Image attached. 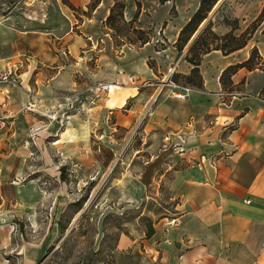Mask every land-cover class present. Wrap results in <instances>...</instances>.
<instances>
[{
	"label": "crops",
	"instance_id": "crops-1",
	"mask_svg": "<svg viewBox=\"0 0 264 264\" xmlns=\"http://www.w3.org/2000/svg\"><path fill=\"white\" fill-rule=\"evenodd\" d=\"M68 1L85 9L89 0ZM112 3L100 0L75 26L78 33L65 31L56 41L48 32L0 23V71L17 63L20 80L0 83V264L7 246L32 262L53 232L60 166L73 171L75 161L87 166L92 158L108 166L118 155L120 191H168L177 200L174 215L156 222L152 234L167 264H264V68H238L228 93L218 80L253 47L264 58V19L241 48L203 54L202 86L179 99L170 87L156 93L170 70L189 72L185 49L171 56L172 45L156 50L152 39L114 46L105 26L98 31ZM263 5L228 0L226 16L239 20L233 31ZM91 83L106 90L92 105L82 97L74 106ZM132 132L136 141L126 150ZM11 216L25 227L42 224L39 241L27 247L17 233L14 243Z\"/></svg>",
	"mask_w": 264,
	"mask_h": 264
},
{
	"label": "rangeland",
	"instance_id": "rangeland-1",
	"mask_svg": "<svg viewBox=\"0 0 264 264\" xmlns=\"http://www.w3.org/2000/svg\"><path fill=\"white\" fill-rule=\"evenodd\" d=\"M99 1L89 0L82 9L68 0H0V23L48 32L56 41L55 36L59 37L65 31L78 33L79 29L75 26L90 16V5H97ZM120 1L123 3L121 16H114L106 23L107 13L99 24L100 34L104 31L102 26H105L114 46L123 43L142 45L143 40L152 39V46L156 50L165 45L173 47V43L170 44L172 34L184 24L198 4V0ZM227 8L228 0H217L190 41L208 21L218 36L225 34L215 28L218 24L228 26L226 20L232 23L231 20L236 19L226 16ZM66 11L71 14L70 19ZM253 19L245 22L242 31L252 27ZM239 33L233 31L235 35ZM92 39L96 40V37ZM226 41L215 40L212 46L226 44ZM187 45L183 49L186 50ZM171 50V56L181 53L174 47ZM171 60L167 58L163 65ZM149 62L148 65L155 64L154 60ZM260 67L264 68V64ZM161 81L164 82V78ZM103 87L91 83L82 96L74 98V106L81 102L82 97L87 105H92ZM134 135L135 132L127 135L126 150L136 141ZM113 159L108 166H100L93 158L87 166L75 161L73 171L66 165L60 166L56 176L58 195L53 232L43 240L40 251L30 263L24 261L19 250H10L7 246L5 264H167L164 250L158 245L159 239L152 237V234L156 222H164L174 215L177 200L170 199L168 191L148 188L137 192L120 191L116 177L122 163L119 155ZM132 177L137 178L134 174ZM33 209L41 210L44 215V207L40 209L36 206ZM8 223L14 243L18 241L17 233L21 235V244L27 247L39 241L35 232L41 230L42 224L33 223L29 228V223L25 227L23 222L12 216Z\"/></svg>",
	"mask_w": 264,
	"mask_h": 264
},
{
	"label": "trees",
	"instance_id": "trees-1",
	"mask_svg": "<svg viewBox=\"0 0 264 264\" xmlns=\"http://www.w3.org/2000/svg\"><path fill=\"white\" fill-rule=\"evenodd\" d=\"M216 2L217 0H198L196 9L177 32V36L173 43V47L177 52H181L182 49L188 44L192 35L196 32L200 24L206 18L207 13L211 10ZM95 5L96 3H92L90 7L94 8ZM122 8L123 3L120 0H113V4L109 8V12L104 21L106 23H109L114 16H121ZM263 19L264 5L258 15L253 19L252 27H250L249 29L245 28L238 35H235L233 34V30L238 28V20L232 19V23L227 22L228 20H226L225 22L226 24H228V26H230V30L221 36H218L211 29V23L209 21L206 22L186 47L184 58L191 65L189 72L187 74L172 72L168 76V80L178 85L188 86L192 89L200 88L202 86V80L199 74L198 65L200 63L201 56L212 49L220 50V52L226 54L233 50L241 48L246 44L252 33L255 31L257 26L261 24ZM220 39L227 40L226 44H216L212 46V43L215 40ZM147 41V39L143 40L142 43H145ZM262 64H264V58H261L257 52V49L253 47L246 60L240 63L228 65L220 72L218 80L222 90H225L227 93L232 91L230 86V76L238 68L244 67L247 70H252L256 67L262 66ZM180 79L182 80V82H180ZM261 95L264 96V90L261 91Z\"/></svg>",
	"mask_w": 264,
	"mask_h": 264
},
{
	"label": "built area",
	"instance_id": "built-area-1",
	"mask_svg": "<svg viewBox=\"0 0 264 264\" xmlns=\"http://www.w3.org/2000/svg\"><path fill=\"white\" fill-rule=\"evenodd\" d=\"M18 69L19 66L17 63L11 64V63H6L5 67L3 70L0 71V83H6V84H11V85H18L20 80H19V74H18ZM173 71L170 70L168 76L170 73ZM168 76L164 78V82L161 81L159 82V88L156 93V96L164 87H170L172 90L169 92L170 96H173L175 98H185L189 92L191 91L192 88L184 85H178L175 84L171 81L168 80ZM104 86V85H102ZM106 89V86L103 87ZM149 108V107H148Z\"/></svg>",
	"mask_w": 264,
	"mask_h": 264
}]
</instances>
